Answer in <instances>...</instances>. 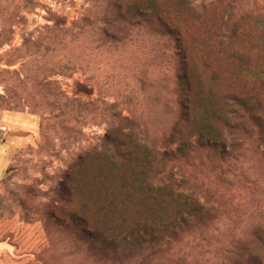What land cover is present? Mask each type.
<instances>
[{"label": "rangeland", "instance_id": "374dc122", "mask_svg": "<svg viewBox=\"0 0 264 264\" xmlns=\"http://www.w3.org/2000/svg\"><path fill=\"white\" fill-rule=\"evenodd\" d=\"M248 109L264 121V0H0V264H264Z\"/></svg>", "mask_w": 264, "mask_h": 264}, {"label": "trees", "instance_id": "16d2710c", "mask_svg": "<svg viewBox=\"0 0 264 264\" xmlns=\"http://www.w3.org/2000/svg\"><path fill=\"white\" fill-rule=\"evenodd\" d=\"M139 20L147 22L150 18V15L147 13H140L138 15ZM234 107H238V110H233L231 113L233 115V120L236 121V124L239 120H243L244 117L241 115L240 111L245 108L244 103H241L239 99H234ZM190 107V106H189ZM187 120H190V115L187 113L186 115ZM248 123H251L254 125L259 132L264 131V121L261 119V117L256 116L253 114V111L248 109ZM228 129L230 131V135L233 136L234 134H237L239 132V126L234 124H229ZM250 135V132L248 131V136ZM198 141H202L207 144V146L210 147H216L217 149L221 150L222 154L226 155V139L219 138L216 136H213L209 131L203 130L200 133H198ZM236 142V140H235ZM239 146V145H236ZM183 151L182 155L184 157H189V154L191 153L190 145L188 144V140L183 142ZM200 210H194L196 213H177L175 218L172 220V222L168 225V227L158 228L156 230L151 229L150 231H146L147 234H152L153 237H155L157 240H161L162 235L167 231L170 230L171 238L173 241L176 240L180 235H183L186 231H188L191 226H194L195 222H202L203 216L206 214L211 215L212 213H198ZM203 212V211H202ZM201 219V220H200ZM139 237V236H138ZM184 242V241H181ZM191 244H194L191 243ZM185 258L188 257V255ZM186 261V259H185Z\"/></svg>", "mask_w": 264, "mask_h": 264}]
</instances>
